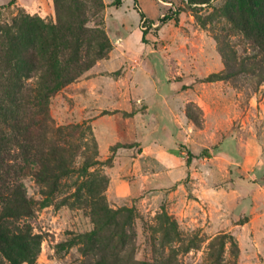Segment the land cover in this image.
Instances as JSON below:
<instances>
[{
  "label": "rangeland",
  "instance_id": "1",
  "mask_svg": "<svg viewBox=\"0 0 264 264\" xmlns=\"http://www.w3.org/2000/svg\"><path fill=\"white\" fill-rule=\"evenodd\" d=\"M9 1L0 0L1 24L19 14L55 20L52 0ZM136 1L145 21L134 0H101L96 16L97 0H87L88 24L101 23L110 50L51 97L49 113L55 126L81 125L71 138L76 166L84 155L99 163L88 167L92 175L62 178L45 206L41 185L21 177L35 202L20 220L40 236L34 264H95L96 248L120 247L117 234L89 239L95 200L130 215L121 256L264 264L262 50L228 19L227 0Z\"/></svg>",
  "mask_w": 264,
  "mask_h": 264
},
{
  "label": "trees",
  "instance_id": "2",
  "mask_svg": "<svg viewBox=\"0 0 264 264\" xmlns=\"http://www.w3.org/2000/svg\"><path fill=\"white\" fill-rule=\"evenodd\" d=\"M52 2L54 21L19 14L9 23H0V264H34L39 251V234L33 233L27 223H20L22 218L34 213L35 206L26 195L21 177L29 174L41 185V204L45 206L59 192L62 178L75 173L92 175L88 173V167L99 163L84 155L81 165L76 166L77 154L71 138L81 125L55 126L49 113V102L96 60L106 57L110 41L100 22L88 24L87 0ZM120 3L121 0H114L115 5ZM12 4L15 0L9 1L8 5ZM96 5L98 11L91 12V16H96L103 8L101 0H97ZM133 8L145 21L136 0ZM225 11L233 25L250 37L264 55V0H227ZM144 34L142 31L143 42ZM189 160L188 156L187 162ZM101 180L107 183L104 177ZM81 188L82 184L75 188L78 197ZM92 204L95 227L88 233L91 242H110L117 234L121 243L114 253L104 245L96 248L102 253L95 264L108 263L109 258L119 264H150L132 258L126 252L120 255L130 237L125 229L130 215L122 210H112L100 201L95 200ZM119 216L125 220L120 229L106 232L112 223L119 225ZM171 224L176 225L174 221ZM231 243L238 252L236 241Z\"/></svg>",
  "mask_w": 264,
  "mask_h": 264
},
{
  "label": "crops",
  "instance_id": "3",
  "mask_svg": "<svg viewBox=\"0 0 264 264\" xmlns=\"http://www.w3.org/2000/svg\"><path fill=\"white\" fill-rule=\"evenodd\" d=\"M98 138H99V134H98ZM117 191H124V187H123V186H121V187L118 186V187H117Z\"/></svg>",
  "mask_w": 264,
  "mask_h": 264
}]
</instances>
